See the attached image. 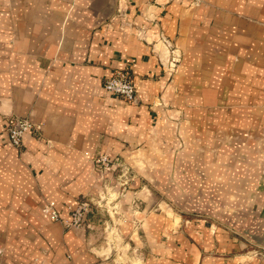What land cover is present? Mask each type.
<instances>
[{
    "label": "crops",
    "instance_id": "1",
    "mask_svg": "<svg viewBox=\"0 0 264 264\" xmlns=\"http://www.w3.org/2000/svg\"><path fill=\"white\" fill-rule=\"evenodd\" d=\"M115 69L130 73L135 101L103 88ZM21 117L41 128L14 146L7 126ZM263 123L264 0H0V264H115L96 210L82 227L62 220L99 192L94 155L118 154L142 171L181 132L248 148L254 139L219 143L216 129L259 135ZM132 182L118 231L134 238L126 246L140 250L137 264H264V192L222 210V224L211 204L207 216L166 214L142 177ZM45 201L62 219L42 211Z\"/></svg>",
    "mask_w": 264,
    "mask_h": 264
},
{
    "label": "rangeland",
    "instance_id": "2",
    "mask_svg": "<svg viewBox=\"0 0 264 264\" xmlns=\"http://www.w3.org/2000/svg\"><path fill=\"white\" fill-rule=\"evenodd\" d=\"M181 134L182 132L162 142L156 148L158 153L147 155L149 169L142 171L118 154L100 152L94 155L95 158L99 154H106L111 161L108 168H102L94 163L93 158V168L97 179L100 180L99 192L95 195H85L77 202L88 201L91 210H96L100 216L102 239L109 250V257H112L115 264H137L139 260L140 250L134 248V245L126 246L127 241L133 242L134 238H129L131 234L125 238L118 231V225L127 220L121 200L126 199L125 195L129 191L136 190L132 182L134 175L144 179L149 192H155L159 198L165 199L164 213L167 214L174 208L173 212L177 210L183 213V221L189 214L207 216L205 214L209 212L205 210L210 211L207 205L211 204L214 207L209 217L225 224L220 216L222 210H234L238 206L236 202L247 205L255 192H258V195L264 192V123L258 132L259 135L234 127L216 129L215 138L219 143L234 145L254 139L253 146L248 148L229 146L222 149L217 145L189 141ZM132 156L135 160L139 159L137 153ZM247 177L250 185L243 190L245 184L241 183ZM218 180L227 182L220 184L222 181ZM178 193L182 199H186L185 202L177 201ZM223 199L224 204L221 202ZM157 207V204H154L151 209L160 210V207ZM115 215H119L118 219L114 218ZM130 223L135 229L140 221L132 218ZM90 227L94 228V224L90 223ZM237 232L246 237L245 231ZM117 248L120 249L116 251Z\"/></svg>",
    "mask_w": 264,
    "mask_h": 264
},
{
    "label": "built area",
    "instance_id": "3",
    "mask_svg": "<svg viewBox=\"0 0 264 264\" xmlns=\"http://www.w3.org/2000/svg\"><path fill=\"white\" fill-rule=\"evenodd\" d=\"M177 62L173 55L169 60V66H175ZM103 88L115 95L122 97L126 101H135L137 98L136 86L132 80L130 73L124 69H115L103 81ZM41 125L31 121L29 118H15L7 126L8 140L14 146L22 145L25 133L31 131L35 134L40 132ZM111 158L106 154H99L94 158V163L102 168H108ZM43 211L49 215L51 219L60 220V212L58 211L54 201H46L42 207ZM91 210L90 204L86 200L78 201L70 207V216L62 219L64 224L68 226L82 227L87 224L86 216Z\"/></svg>",
    "mask_w": 264,
    "mask_h": 264
}]
</instances>
